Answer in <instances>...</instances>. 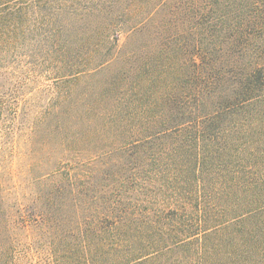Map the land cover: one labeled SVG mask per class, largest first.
I'll return each mask as SVG.
<instances>
[{
	"label": "trees",
	"instance_id": "trees-1",
	"mask_svg": "<svg viewBox=\"0 0 264 264\" xmlns=\"http://www.w3.org/2000/svg\"><path fill=\"white\" fill-rule=\"evenodd\" d=\"M115 67L127 93L109 119L135 135L133 167L96 197L61 162L55 175L89 202L78 258L264 264V0H0V170L34 74Z\"/></svg>",
	"mask_w": 264,
	"mask_h": 264
},
{
	"label": "rangeland",
	"instance_id": "rangeland-1",
	"mask_svg": "<svg viewBox=\"0 0 264 264\" xmlns=\"http://www.w3.org/2000/svg\"><path fill=\"white\" fill-rule=\"evenodd\" d=\"M127 41V32L122 33L120 44ZM120 69L71 80H57L54 72L53 78L34 74L21 89L26 115L17 134L5 138L0 170V259L6 258L5 264H83L73 241L86 218H77L75 209L88 214L89 202L56 194L69 186H59L55 175L61 162L60 172L76 171L89 187L79 191L96 197L119 187L116 171L133 167L136 137L130 131L123 136L121 117L109 119L127 93L118 83ZM89 104L96 107L85 114ZM90 123L98 132L88 129Z\"/></svg>",
	"mask_w": 264,
	"mask_h": 264
}]
</instances>
